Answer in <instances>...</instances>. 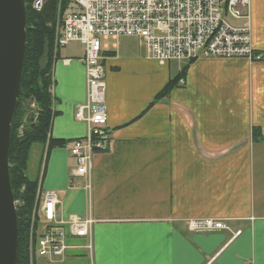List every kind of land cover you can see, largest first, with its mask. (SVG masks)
<instances>
[{"label": "crops", "instance_id": "crops-1", "mask_svg": "<svg viewBox=\"0 0 264 264\" xmlns=\"http://www.w3.org/2000/svg\"><path fill=\"white\" fill-rule=\"evenodd\" d=\"M250 16L251 46L264 54V0H250ZM111 41L102 45L111 149L93 160V256L70 249L32 264H264V62L200 58L174 76L136 39ZM60 50L49 138L68 142L85 134L74 118L85 101L83 49ZM182 70L183 85L154 101ZM33 146L26 178L38 194L56 195L57 218L86 215L87 181L73 177L69 146ZM199 218L226 221L230 231L190 232L186 221Z\"/></svg>", "mask_w": 264, "mask_h": 264}, {"label": "built area", "instance_id": "built-area-1", "mask_svg": "<svg viewBox=\"0 0 264 264\" xmlns=\"http://www.w3.org/2000/svg\"><path fill=\"white\" fill-rule=\"evenodd\" d=\"M67 1L68 8L56 30L55 49L71 43L83 48L85 101L76 107L74 118L85 125V134L68 145L75 163L73 177L87 181L89 209L86 215L57 218V197L53 192H45L33 205L28 240L30 262L33 258L61 260L70 249H80L90 258L93 256L96 223L90 207L93 159L111 149L101 41L137 39L147 56L161 66L201 57L264 61L263 55L251 46L250 0ZM44 3L45 0H31V10L40 13ZM15 205L18 207L19 201ZM186 224L190 232L198 234L230 231L220 219H189ZM68 240L80 241L81 245H71Z\"/></svg>", "mask_w": 264, "mask_h": 264}, {"label": "trees", "instance_id": "trees-1", "mask_svg": "<svg viewBox=\"0 0 264 264\" xmlns=\"http://www.w3.org/2000/svg\"><path fill=\"white\" fill-rule=\"evenodd\" d=\"M26 9V44L24 63L18 95L17 110L11 124L9 142V179L17 207L18 248L16 264L29 263V230L32 210L37 198V183L26 178L30 149L33 145H46L47 152L63 147L66 142L49 138L53 118L52 66L55 23L58 9L62 15L68 7L67 0H45L40 13L31 10V0H24ZM45 59V64L40 62ZM184 70L156 95L154 101L165 98L177 85ZM31 116L32 123H26ZM260 137L253 132V139Z\"/></svg>", "mask_w": 264, "mask_h": 264}, {"label": "water", "instance_id": "water-1", "mask_svg": "<svg viewBox=\"0 0 264 264\" xmlns=\"http://www.w3.org/2000/svg\"><path fill=\"white\" fill-rule=\"evenodd\" d=\"M26 44L24 0H0V264H16L17 214L9 179V142ZM31 116L26 123H32Z\"/></svg>", "mask_w": 264, "mask_h": 264}, {"label": "rangeland", "instance_id": "rangeland-1", "mask_svg": "<svg viewBox=\"0 0 264 264\" xmlns=\"http://www.w3.org/2000/svg\"><path fill=\"white\" fill-rule=\"evenodd\" d=\"M59 14H60V12H59ZM58 14V12H57V15H56V23H55V31H56V29H57V27H58V25H59V21H60V19H61V15H59ZM101 43H102V45L105 43V44H107V45H109V47L111 46V44H112V41L111 40H107V41H101ZM143 48H144V50H145V47L143 46V45H141ZM81 51V46L80 45H78V44H69L68 45V47H66V49L65 50H63V48L60 50V53L61 54H63V53H65V52H73V53H79ZM153 60V59H152ZM44 61V60H43ZM43 61H41L40 63L42 64L43 63ZM184 63L183 62H180V63H178V62H170L169 63V65L171 66L170 68H171V70L173 71V74H174V76L176 75L174 72H175V70L176 69H178L180 66H182ZM33 147H36L35 149H37L38 147H40L39 145H34ZM34 155H35V150H34V152H32V160H33V158H34ZM26 176L28 177V179H30L31 178V174H30V172L28 171L27 173H26ZM29 263H30V261H29Z\"/></svg>", "mask_w": 264, "mask_h": 264}]
</instances>
